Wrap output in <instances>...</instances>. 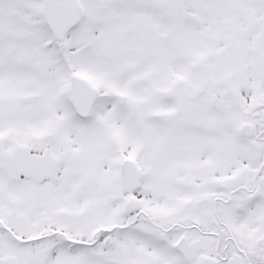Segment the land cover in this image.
<instances>
[{
	"label": "snow or ice",
	"instance_id": "1",
	"mask_svg": "<svg viewBox=\"0 0 264 264\" xmlns=\"http://www.w3.org/2000/svg\"><path fill=\"white\" fill-rule=\"evenodd\" d=\"M0 264H264V0H0Z\"/></svg>",
	"mask_w": 264,
	"mask_h": 264
}]
</instances>
